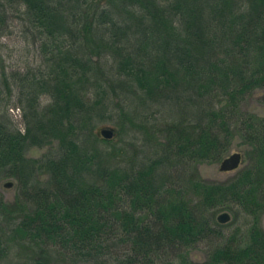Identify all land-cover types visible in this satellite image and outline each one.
I'll list each match as a JSON object with an SVG mask.
<instances>
[{"label": "trees", "instance_id": "1", "mask_svg": "<svg viewBox=\"0 0 264 264\" xmlns=\"http://www.w3.org/2000/svg\"><path fill=\"white\" fill-rule=\"evenodd\" d=\"M15 27L35 64L8 66ZM256 92L264 106V0H0V184L18 191L0 192V264H198V248L264 264ZM237 137L249 164L203 180ZM226 210L245 231L225 232Z\"/></svg>", "mask_w": 264, "mask_h": 264}, {"label": "rangeland", "instance_id": "2", "mask_svg": "<svg viewBox=\"0 0 264 264\" xmlns=\"http://www.w3.org/2000/svg\"><path fill=\"white\" fill-rule=\"evenodd\" d=\"M6 42L9 46V50L7 51L6 58L8 66H12L14 68L22 67L25 64H35L37 62L38 58V52L35 51L33 47H29L26 43V40L23 36L20 35V29L19 27L13 28V35H10L6 39ZM261 96V93L256 92L249 100L245 102V105L243 107V110L257 115L259 117H264V106L260 103L259 98ZM11 115L13 118L17 121L18 125L21 127V115L19 110H13L11 111ZM174 119L170 117L166 118H161L158 121V126H162L164 123L172 122ZM103 127H111L116 129V126L113 124H101L98 126L97 130L103 128ZM117 130V129H116ZM154 140L158 141L159 143L163 142V136L159 133H156L154 136ZM117 141V138H115V142ZM139 148L141 147V142L138 143ZM103 148L105 145H102ZM57 147L56 144H54L52 147H46V148H32L28 153L27 157L30 159H39L46 153H48L51 150H54ZM54 148V149H53ZM249 150V147L244 145L242 143V140L237 137L235 141L233 142L231 149L229 153L226 155L225 158L229 157L230 155L234 153H240L243 156V161L241 167L233 172H222L220 170V164H214V165H209V164H201L199 166V173L200 176L203 180L210 182V183H224L227 181H230L231 179L234 178V176L237 174L238 171H241L243 168H245L248 164L249 161L247 159L246 153ZM140 158V154H139ZM224 158V159H225ZM124 160H122L123 163ZM12 182L14 184L13 188L8 189L5 188V184ZM0 192L5 199L6 202L13 203L14 200L17 197V183L15 179H7L3 181L0 184ZM223 213H228L231 216V220L226 223L228 226L225 228L226 233H232L238 228H242V230H246L247 223L249 222L250 218L244 217L243 214H238L237 211L232 212L229 210L219 212L217 214V218L223 214ZM260 226L264 230V213L260 217ZM190 258L193 262L195 263H204L206 261V252L204 249L198 248L195 250H192L190 252ZM87 264V263H83Z\"/></svg>", "mask_w": 264, "mask_h": 264}, {"label": "water", "instance_id": "3", "mask_svg": "<svg viewBox=\"0 0 264 264\" xmlns=\"http://www.w3.org/2000/svg\"><path fill=\"white\" fill-rule=\"evenodd\" d=\"M100 134L103 138L111 140L115 136V129L111 127H103L100 129ZM243 161V156L240 153H234L225 158L220 164V170L222 172H233L238 170ZM14 184L12 182L6 183L5 188L11 189ZM231 220V216L228 213H223L218 217V221L221 224H226Z\"/></svg>", "mask_w": 264, "mask_h": 264}]
</instances>
